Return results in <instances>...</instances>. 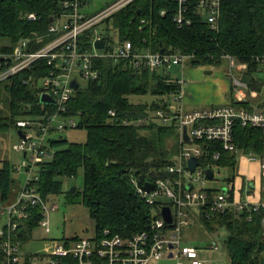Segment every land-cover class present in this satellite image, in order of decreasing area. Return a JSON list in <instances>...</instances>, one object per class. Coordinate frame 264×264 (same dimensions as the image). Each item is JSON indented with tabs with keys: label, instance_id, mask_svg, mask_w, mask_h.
I'll return each instance as SVG.
<instances>
[{
	"label": "trees",
	"instance_id": "16d2710c",
	"mask_svg": "<svg viewBox=\"0 0 264 264\" xmlns=\"http://www.w3.org/2000/svg\"><path fill=\"white\" fill-rule=\"evenodd\" d=\"M192 2L193 8L196 0ZM175 8V0H137L104 21L109 33L103 36L112 44L131 41L137 50L158 53L165 49L189 54L192 58L188 65L194 67L210 65L221 69L226 56L231 55L238 64L247 65L241 74L249 89L262 91L263 83L256 74L264 64V0H223L217 29H212L194 13L193 23L179 29L173 21ZM162 10L168 13L162 16ZM62 12V0H0V42H7L0 44V52L11 53L23 38L46 37L51 20ZM30 14L36 16L35 21L28 19ZM83 41L90 45L88 36ZM46 42L45 38L34 44L33 49H39ZM94 65L100 72L98 79L88 81L74 93L67 102L65 115L77 119V128L87 131V141L71 143L61 136L50 139L52 157L38 165V180L33 185L48 202L63 193V178H74L83 170L84 186L75 192L68 191L67 199L88 209L95 225L92 238L99 241L109 231L111 235L130 239L151 231L162 206L159 202L147 203L138 194L136 182L145 185L173 178L168 168L174 164L182 145L177 119L164 124L156 113L163 110L171 117L177 114L168 101L181 94V87L170 71L164 69V72L138 70L126 60L107 58L96 59ZM50 69L47 61H41L0 83L1 134L11 129L19 132L20 120L40 118V81ZM146 95L161 100L150 105L130 101L132 96ZM261 107L264 108V102ZM124 120L133 123L126 126ZM235 135L240 153L262 156L264 130L237 125ZM207 146L210 155L219 152L220 159L210 158L201 161V165L226 166L233 174L229 180L233 181L238 176L239 155L224 151L220 143ZM1 162L0 202L7 203L15 198L21 183L13 177L11 163ZM218 191L209 189V194L213 196ZM31 213L33 220L21 225L18 233L22 246L30 240L41 219L38 208ZM198 216L209 233L220 229L228 232L225 249L230 264H264L263 211ZM24 256V264H48L43 255ZM2 258L0 247V264ZM94 260L99 264L97 258ZM61 264H78V260L63 257Z\"/></svg>",
	"mask_w": 264,
	"mask_h": 264
},
{
	"label": "built area",
	"instance_id": "2783aa9c",
	"mask_svg": "<svg viewBox=\"0 0 264 264\" xmlns=\"http://www.w3.org/2000/svg\"><path fill=\"white\" fill-rule=\"evenodd\" d=\"M137 0H115L114 3L104 8L95 15L82 12L86 0H62L63 12L53 18L46 37L23 38L11 53L0 52V83H3L19 73L30 69L33 65L47 61L51 66L48 74L40 81L42 94H47L55 101L54 105H42V114L37 120H20L17 122L19 131L24 134L21 144L16 150L24 154L23 166L29 176L21 184L15 198L11 202H0V215L7 216V224L0 228V247L3 258L1 264H24L22 244L19 236L21 225L33 220L32 210L38 208L41 219L38 226L50 232V215L58 206L50 205L33 185L38 180V165L52 157L49 150L51 135L60 134L66 128H77L78 121L73 117H66L67 102L72 98L76 90L72 83L74 80L81 86L79 78L86 83L98 79L100 72L95 67V60L100 58L113 59L115 61L126 60L138 70H171L178 67L184 68L192 58L189 54L181 52H158L137 50L131 41L123 43H109L98 32V26L123 8ZM193 0H175L176 8L173 13V21L179 29L190 26L193 23L192 16L198 15L212 28L217 29L221 16L223 0H196L192 8ZM168 12L161 11L165 16ZM29 20H36L34 14L28 16ZM145 23V20L142 21ZM90 38V45L83 38ZM48 39L39 49H33L34 44ZM104 38V49H96L95 43ZM229 60V76L235 94V100L226 106L209 110H194L185 112L182 108L171 117L163 110L156 115L164 124L177 119V128L181 137V149L174 160V164L168 168V173L173 178L147 182L153 184V189L147 191L145 185L136 182L138 194L149 204L159 202L162 204L160 212L155 215L150 232L144 231L124 239L119 235H111L104 232V237L96 241L93 238H80L77 241H64L62 245L43 257L48 264H61L62 258L74 257L78 264H154L160 261L165 253L169 257L178 260L185 258L191 264H204L199 259L196 248L187 246L183 241V231L188 228L196 215L205 213H242L245 211L264 212V152L262 156L254 154L244 155L251 163L260 165L261 200L256 203L243 201L234 197L232 187H249L250 181L238 183L227 181L225 190L210 196L206 183L210 179L206 170L212 169L215 179L214 166H202L201 161L212 158L220 159V153L210 155L207 146L210 143H220L224 151L239 153L236 143V127L256 128L264 130V108L246 101L248 90L252 96H257V91L250 90L243 81L241 73L234 71L236 68L242 72L247 68L245 64H238L236 59L226 56ZM181 87L182 97L185 80H177ZM115 116V112H111ZM124 125L133 122L124 120ZM184 129H187L189 142L184 139ZM196 158L199 166L191 172L189 161ZM216 166V165H215ZM237 179V178H236ZM146 183V184H147ZM188 185H192L189 188ZM160 196H167L169 202L159 201ZM169 206L174 217L173 226L167 225L161 216V209ZM209 213V214H208ZM171 227V228H170ZM264 229V217L262 219ZM172 245V248L170 246ZM172 255V256H171Z\"/></svg>",
	"mask_w": 264,
	"mask_h": 264
},
{
	"label": "rangeland",
	"instance_id": "374dc122",
	"mask_svg": "<svg viewBox=\"0 0 264 264\" xmlns=\"http://www.w3.org/2000/svg\"><path fill=\"white\" fill-rule=\"evenodd\" d=\"M114 1L115 0H86V4L82 7V12L88 15H95L114 3ZM107 29V23L104 22L98 26L97 30L102 35H108L109 32ZM2 43L4 44L7 42L4 40L0 42V44ZM228 56L235 59V57L231 55ZM225 60V66L222 68H224L228 73L229 60L227 58H225ZM177 68L178 67H173L169 70L172 78L174 80H185L187 69L190 68V66L187 63V65L179 72H176ZM214 68L218 70L217 67ZM159 70L161 72L163 71L162 68ZM234 71L241 73L236 68H234ZM256 78L263 83L262 91H257V96H252L248 90L244 91L247 93L246 101L254 105H261L264 102V64L256 74ZM79 81L82 86L86 83L81 78H79ZM176 98H178V96H172L168 101L169 104H171L170 107H172V111H174V113H178V110H181L182 107H180V103L175 100ZM163 99L166 101L167 97ZM160 100L161 98L152 95L130 97V101L137 104L142 103L150 105L159 102ZM152 115L155 119L156 116L151 113V116ZM60 136L71 143H85L87 141V131L85 129L68 127L60 134H52L51 138L57 139ZM21 141V137L16 129H11L8 133H0V166L2 163L1 161H9L14 167L13 177L18 179V181L23 184L28 178L29 173L23 166L24 154L16 150V147L21 144ZM237 155H239V153ZM214 169L215 179L208 181L206 186L216 188L220 191L225 190V188L228 187L227 181L233 177V174L222 166L216 165L214 166ZM236 178L234 182L238 185V179ZM62 181L63 193L51 197L50 201L48 200L50 205L54 204L58 206V208L50 215V233H46L44 228L38 226L34 230L30 240L25 242L22 246V253L24 255L46 256L47 253L52 252L58 246L62 245L66 238H92L94 236L95 225L94 221L90 217L88 209L82 204L69 203L67 199V193L73 187L81 189L84 186L83 170H80L78 176L74 178H63ZM158 199L161 202L170 201L167 196H160ZM194 218L192 226L184 229L183 231L184 244L197 248L199 259H201L204 264H230L229 255L225 249V241L228 238V232L225 229H220L216 233H209L200 222L199 216L197 215ZM7 221L8 219L6 215H0V228L5 226ZM214 244L218 245L217 249L212 248ZM169 254L170 253H165L163 258L154 264H191V261H188L185 258L180 260L170 258Z\"/></svg>",
	"mask_w": 264,
	"mask_h": 264
},
{
	"label": "crops",
	"instance_id": "0c3cea01",
	"mask_svg": "<svg viewBox=\"0 0 264 264\" xmlns=\"http://www.w3.org/2000/svg\"><path fill=\"white\" fill-rule=\"evenodd\" d=\"M235 94L236 92L233 89L230 76L226 70H216L213 66H190V68L187 69L182 97L178 102L180 103V107L182 106L181 108L185 112H191L194 110H209L230 104L235 100ZM244 155L245 154L239 152L237 182L241 183L245 180H249L250 184L249 187H232L234 197L250 203H256L262 198L260 187V165L258 163H251L247 161L244 158ZM225 169L229 171L227 168ZM208 188L216 189L210 187ZM218 192H220V190ZM194 219L195 218H193V220ZM192 223L189 227L192 226ZM46 233L50 232L46 231ZM185 245L190 246L188 244ZM212 248L217 249L218 245L214 244Z\"/></svg>",
	"mask_w": 264,
	"mask_h": 264
},
{
	"label": "water",
	"instance_id": "95a60500",
	"mask_svg": "<svg viewBox=\"0 0 264 264\" xmlns=\"http://www.w3.org/2000/svg\"><path fill=\"white\" fill-rule=\"evenodd\" d=\"M105 42L106 41H105L104 38L98 40L95 43V48L98 49V50L104 49ZM164 52H165V49H163L161 51V53H164ZM179 71H180V68H177L176 69V72H179ZM72 85H73V87H74V89L76 91H80L81 90V86L77 83L76 80L73 81ZM40 103L41 104H44V105H54L55 104V101L49 95L42 94L41 97H40ZM18 134L21 137V139L24 138V134L21 131H19ZM184 139H185L186 142H189V136L187 135V129H184ZM188 166H189L190 171L191 172H194L196 170V168L199 166V162H198V160L196 158H192L189 161ZM206 175H207V177L210 180H212L213 179V171H212V169L206 170ZM188 187L189 188H192V185H188ZM76 189H77L76 187H73L70 191L71 192H75ZM144 189L147 190V191H151L153 189V184H151V183L145 184ZM161 216L163 217V219L165 220V222L167 223V225L173 226V224H174V217H173L172 210H171V208L169 206H165V207H163L161 209ZM170 248H172V245L170 246Z\"/></svg>",
	"mask_w": 264,
	"mask_h": 264
}]
</instances>
